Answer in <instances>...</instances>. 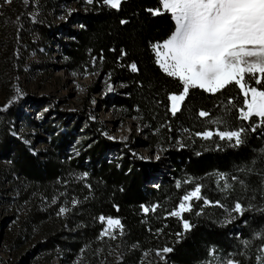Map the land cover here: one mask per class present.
<instances>
[{
	"label": "trees",
	"instance_id": "obj_1",
	"mask_svg": "<svg viewBox=\"0 0 264 264\" xmlns=\"http://www.w3.org/2000/svg\"><path fill=\"white\" fill-rule=\"evenodd\" d=\"M56 3L57 0H30L28 4L11 0L17 18L13 15L7 21L12 26V39L6 42L9 72L15 73L25 54L36 47L35 35H47L46 18ZM157 6L158 0H124L117 11L96 0L78 17L79 28L68 31L71 40L63 50L69 69L84 74L87 67L89 73H102L120 87L119 108L124 116L144 126L146 139H139L140 146L150 153L161 149L166 156V170L159 171L156 161L148 163L127 152L110 159L108 150L119 148L122 143L99 135L75 157L64 155L68 133H60L51 146L35 155L11 135L12 120L19 115L14 99L8 106L0 107V163H5L6 183L17 176L27 182L21 194L56 195L64 200L67 211L63 219L72 229L68 235L75 249L95 242L102 230L101 215L119 218L124 226L121 239L126 252L117 264H138L145 253L164 247L173 251L164 254L162 260L152 259L151 264H205L213 259L209 255L213 249L221 259L231 257L240 264H257V250L264 244V240L255 238L264 232V129L249 131L246 142L239 147L194 135L208 127L207 119L198 116L201 109L209 111L213 119L224 116L234 126L247 127V122L237 119V111L227 103L229 97L237 106L242 103L243 96L234 85L216 95L192 89L182 111L175 117L171 115L167 95L179 93L182 85L155 64L150 42L167 38L174 30V22L169 14L152 16L145 10ZM1 9L9 11L8 7ZM121 20L127 23L121 24ZM122 49L126 56L121 55ZM132 62L138 65V72L130 70ZM187 135V140L177 146L178 140ZM84 173L88 174L86 178H82ZM217 173L229 178L237 176L244 186L230 180L233 188L222 191ZM194 184L203 186L202 194L208 201H220L225 207L193 201L192 211L185 213L184 218L194 227L185 233L182 219L169 213ZM237 200L248 210L243 216L232 213L236 219L228 223L230 214L226 208L231 209ZM142 205L158 207L145 214ZM177 233L183 235L177 237ZM246 240L251 242L247 247L243 243ZM0 264L7 263L0 257Z\"/></svg>",
	"mask_w": 264,
	"mask_h": 264
},
{
	"label": "rangeland",
	"instance_id": "obj_2",
	"mask_svg": "<svg viewBox=\"0 0 264 264\" xmlns=\"http://www.w3.org/2000/svg\"><path fill=\"white\" fill-rule=\"evenodd\" d=\"M8 5L11 3L0 2V15H3L0 21V107L8 106L15 99L13 105L19 115L12 120L11 135L37 155L51 146L60 133H68L64 155L68 154L69 158L81 154L99 135L113 143H122L119 148L113 146L108 150L106 155L110 159L120 158L127 152L148 163L156 161L157 169L165 171L163 151L150 153L140 146L139 139H146L144 126L124 116L119 108L120 87L102 73L85 76L68 67L63 47L71 40L68 31L79 28L78 17L89 9L86 0H57L46 18L47 35L34 36L36 47L25 54L15 73L7 69L10 59L6 42L12 39V26L7 21L16 15L15 7ZM2 7H8L9 11H2ZM108 84L113 85V91H108ZM187 138L188 135L178 140L177 146ZM4 167L5 163L1 162L0 169L3 168L4 173L0 181V257L7 264H117L122 260L126 247L119 229L116 239L107 235L101 237L100 232L93 244L75 249L68 235L72 229L67 227L64 213L59 212L66 202L56 195L21 194L27 182L12 176L6 183ZM227 219L231 220V215ZM100 223L103 229L106 221ZM156 252L144 254L138 264L162 260Z\"/></svg>",
	"mask_w": 264,
	"mask_h": 264
},
{
	"label": "snow or ice",
	"instance_id": "obj_3",
	"mask_svg": "<svg viewBox=\"0 0 264 264\" xmlns=\"http://www.w3.org/2000/svg\"><path fill=\"white\" fill-rule=\"evenodd\" d=\"M5 2L11 3V0ZM23 2L28 4L30 0ZM94 2L96 0H86L89 5ZM123 2L124 0H102V6L119 11ZM145 10L152 16L169 14L174 22V30L167 38L163 41L150 42L155 64L162 73L177 79L182 85L179 93L172 92L167 95V100L170 102L168 111L171 115L175 117L182 111V106L192 89L216 95L230 85H234L243 96L242 103L237 106L231 97L227 103L237 111V119L247 122V127L234 126L224 116L213 119L209 111L201 109L198 116L207 119L208 127L195 132L194 135L205 141L218 139L228 142L233 147H239L246 142L249 131L254 133L258 129H264V0H158L156 8ZM120 23L125 24L127 21L121 20ZM121 55L126 56V51L122 49ZM99 59L103 61L102 54ZM95 62L94 57L93 66ZM129 68L134 73L139 71L136 62H132ZM89 74L85 67L84 75ZM16 91L19 93L20 89ZM108 91H113L112 84H108ZM169 131H171L170 127ZM183 131L188 132L189 129ZM87 175L84 173L82 178H86ZM217 176V183L222 191L233 188L230 180L244 186V181L237 176L229 178L224 173H217ZM180 187L181 184L178 182L177 188ZM202 188L201 184H194L191 191H187L179 198L178 205L174 206L175 210L169 213L182 219L185 233L194 227L184 218L185 213L192 211L193 201L225 207L220 201H208L202 194ZM141 207L147 214L150 211L155 212L158 206L153 205L149 208L142 205ZM247 210L239 200L234 202L231 209L226 208L230 215L236 213L240 216H243ZM66 211L67 209L63 207L59 209L60 213ZM234 219L236 216H232V220ZM99 220L106 221V226L100 233L101 237L107 235L116 239L117 229L121 235L123 234L124 226L119 218L101 215ZM227 222L230 223L231 220ZM176 235L181 237L183 233ZM255 238L264 240V232L257 233ZM243 243L247 247L251 242L246 240ZM172 251L171 247H164L162 250H157L156 255L164 259L163 254ZM257 251V264H264V244H261ZM209 255L213 259L206 261L205 264H240L231 257L219 258L215 249L211 250Z\"/></svg>",
	"mask_w": 264,
	"mask_h": 264
}]
</instances>
